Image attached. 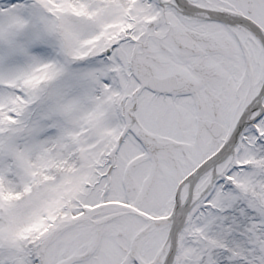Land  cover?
<instances>
[{
	"label": "snow or ice",
	"instance_id": "6c2138e0",
	"mask_svg": "<svg viewBox=\"0 0 264 264\" xmlns=\"http://www.w3.org/2000/svg\"><path fill=\"white\" fill-rule=\"evenodd\" d=\"M0 264H264V0H0Z\"/></svg>",
	"mask_w": 264,
	"mask_h": 264
}]
</instances>
